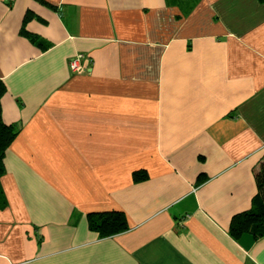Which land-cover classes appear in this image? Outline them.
Wrapping results in <instances>:
<instances>
[{"label":"crops","instance_id":"0c3cea01","mask_svg":"<svg viewBox=\"0 0 264 264\" xmlns=\"http://www.w3.org/2000/svg\"><path fill=\"white\" fill-rule=\"evenodd\" d=\"M0 80V264H264V1L0 0Z\"/></svg>","mask_w":264,"mask_h":264},{"label":"trees","instance_id":"16d2710c","mask_svg":"<svg viewBox=\"0 0 264 264\" xmlns=\"http://www.w3.org/2000/svg\"><path fill=\"white\" fill-rule=\"evenodd\" d=\"M264 1V0H262ZM6 92V86L0 80V178L5 172L4 157L7 148L19 132V127L7 124L3 119L1 99ZM135 179L145 176L144 172L137 171ZM257 193L255 194L252 207L233 216L231 233L239 237L243 233H252L256 238L264 236V157L255 168ZM2 190L0 186V199ZM90 227L99 231L102 236H111L127 229V218L121 211H106L89 214Z\"/></svg>","mask_w":264,"mask_h":264},{"label":"built area","instance_id":"2783aa9c","mask_svg":"<svg viewBox=\"0 0 264 264\" xmlns=\"http://www.w3.org/2000/svg\"><path fill=\"white\" fill-rule=\"evenodd\" d=\"M91 63L92 58L84 54H77L69 60V66L73 72H81L87 69Z\"/></svg>","mask_w":264,"mask_h":264}]
</instances>
